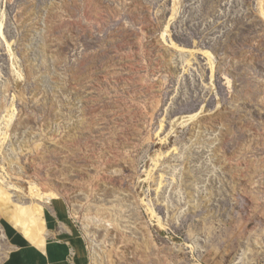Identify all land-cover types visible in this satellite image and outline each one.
Masks as SVG:
<instances>
[{
  "label": "rangeland",
  "instance_id": "obj_1",
  "mask_svg": "<svg viewBox=\"0 0 264 264\" xmlns=\"http://www.w3.org/2000/svg\"><path fill=\"white\" fill-rule=\"evenodd\" d=\"M0 126L17 226L61 199L97 264H264V0H0Z\"/></svg>",
  "mask_w": 264,
  "mask_h": 264
},
{
  "label": "crops",
  "instance_id": "obj_2",
  "mask_svg": "<svg viewBox=\"0 0 264 264\" xmlns=\"http://www.w3.org/2000/svg\"><path fill=\"white\" fill-rule=\"evenodd\" d=\"M60 201H52L35 217L28 214L22 226L7 218L0 205V264H97L72 230Z\"/></svg>",
  "mask_w": 264,
  "mask_h": 264
},
{
  "label": "bare ground",
  "instance_id": "obj_3",
  "mask_svg": "<svg viewBox=\"0 0 264 264\" xmlns=\"http://www.w3.org/2000/svg\"><path fill=\"white\" fill-rule=\"evenodd\" d=\"M9 114V113H8ZM13 115L14 114H11L10 115V117H9V119H10V121L13 119ZM195 116V115H194ZM193 117V116H192ZM8 118V117H7ZM192 119V118H191ZM8 124H9V122H8ZM1 127V126H0ZM1 132V131H0ZM5 135V134H4ZM1 141H2V139H0V143H1ZM0 145H2V143L0 144ZM1 170H3V168L1 167ZM1 181L4 183L5 181H4V179H1ZM32 189V191H31V193H32V195L34 196V198L36 199V200H39V202L40 201H47V202H51L52 201V196L49 194V193H46V192H42L40 189H34V188H31ZM41 205V204H40ZM6 208H3V210H5ZM151 212L153 213V215H154V217L156 216V212L153 210V209H151ZM9 213V212H8ZM10 215H12L13 217H14V219L15 220H18V221H20V217H17V215L15 214H11L10 213ZM163 221V220H162Z\"/></svg>",
  "mask_w": 264,
  "mask_h": 264
}]
</instances>
